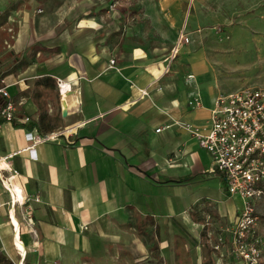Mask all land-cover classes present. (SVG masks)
<instances>
[{"label": "crops", "instance_id": "crops-1", "mask_svg": "<svg viewBox=\"0 0 264 264\" xmlns=\"http://www.w3.org/2000/svg\"><path fill=\"white\" fill-rule=\"evenodd\" d=\"M94 4L95 0H0V14L7 12L18 21L11 45L17 62L0 73V81L5 80L13 101L14 94L22 98L21 105L15 103L17 116L32 120L27 126H0L3 174L15 198L23 197L14 205L0 180V226L2 208L9 205L6 216L16 229L14 249L18 251L20 240L26 252L19 264H25L30 251L45 264H63L79 255H95L99 248L112 253L129 247L127 237L143 224L160 230L154 218L159 215L157 197L169 216L181 206L187 187L207 184L206 176L218 178L227 190L226 178L211 172L210 153L190 132L171 123L176 119L209 127L218 96L204 95L211 99L206 103L200 92L185 86L181 97H168L170 51L156 64L153 56L159 49L127 36L121 9L95 17ZM59 79L69 83L71 91L62 95ZM51 89L67 131L31 153L27 130L36 128L43 136L57 132L48 113L41 115L39 109L41 92ZM142 89L149 95L141 98ZM197 93L203 105L194 109L189 101ZM170 149L177 150L175 157H170ZM219 196H214L216 209L231 225L243 200L228 190ZM26 207L32 213L24 224L18 209ZM1 233L8 240L5 230L0 240ZM134 235L129 250L145 254L141 235ZM0 254L3 262H14L2 248Z\"/></svg>", "mask_w": 264, "mask_h": 264}, {"label": "rangeland", "instance_id": "rangeland-1", "mask_svg": "<svg viewBox=\"0 0 264 264\" xmlns=\"http://www.w3.org/2000/svg\"><path fill=\"white\" fill-rule=\"evenodd\" d=\"M119 9L125 14L127 36L148 48L159 49L153 56L157 59L156 64L169 51L171 53L182 32L190 39L170 63L167 76L172 89H169L168 97H181L185 86L197 90L203 98L204 95L217 97L244 87H264V0H95L92 15L113 14ZM9 15L7 12L0 14V73L17 62L11 53V45L18 21ZM167 60L170 62V57ZM13 98L18 106L21 105L19 93ZM40 99L43 102L39 108L41 115L48 113L54 130L66 132L55 90L41 92ZM204 100L211 102L207 97ZM171 123L183 130H187L189 124L196 125L176 119H171ZM169 152L170 157L177 154L176 149ZM204 181L208 185L187 187V195L184 194L186 197L173 215L166 216L163 205L158 202L159 197L156 198L159 215L154 218L160 224V230L143 224L140 231L133 230L127 237L129 247L112 249V253L99 248L95 255H79L63 264H242L232 253L227 230L229 220L216 209L218 200L214 196L227 190L213 176H206ZM8 207L2 208L4 222L1 223L8 240L1 233L0 249L7 260L12 258L19 264L23 257L14 249L16 229L14 224L11 228L6 216ZM30 212L32 210L27 207L18 209L23 223L30 218ZM134 233L141 235L147 246L143 255L129 250ZM258 234L262 250L260 264H264V215L258 224ZM218 244L219 249L216 248ZM34 263L45 264L42 257L30 251L25 264ZM0 264L8 263L5 260Z\"/></svg>", "mask_w": 264, "mask_h": 264}, {"label": "built area", "instance_id": "built-area-1", "mask_svg": "<svg viewBox=\"0 0 264 264\" xmlns=\"http://www.w3.org/2000/svg\"><path fill=\"white\" fill-rule=\"evenodd\" d=\"M189 41L186 33L182 32L170 53V61L177 56L180 47ZM115 62V59L111 60V67H114ZM189 78L192 79L193 75H189ZM58 84L63 95V81L59 79ZM68 89L71 90L70 84ZM148 95V89L141 90V98ZM189 105L194 109L202 107L199 93L193 96ZM16 111L8 86L5 80H1L0 126L3 123H17L19 126L32 123L29 116L19 117ZM161 130L162 128L157 129L158 132ZM187 131L210 153L211 172L222 174L226 178L228 192L243 200L237 219L227 228L233 255L242 264H260L262 250L258 224L264 215V87H244L219 95L211 109L209 127L189 124ZM26 134L31 142L28 150L34 153L38 144L58 137L61 132L43 136L33 128L27 130ZM2 159L0 158V180L4 182L5 159ZM216 248L219 249L220 244Z\"/></svg>", "mask_w": 264, "mask_h": 264}, {"label": "bare ground", "instance_id": "bare-ground-1", "mask_svg": "<svg viewBox=\"0 0 264 264\" xmlns=\"http://www.w3.org/2000/svg\"><path fill=\"white\" fill-rule=\"evenodd\" d=\"M68 85H69V83L67 84L66 82H63V86H64V88H63V92H64V94H66L68 91H71L70 89H68ZM162 88H160V90H161ZM68 90V91H67ZM67 107V105H66V103H65V108ZM3 180H4V182H2V185L4 186V188H6V190L9 192V195L12 197V199H13V202H14V205L18 202V201H21V200H23V197H17V199L15 198V196L13 195V191H12V187H13V185H12V183L10 182V180H8L7 178H5V177H3ZM14 208V207H13ZM15 209V208H14ZM12 219H15V218H13L12 217ZM17 232L18 233H20L19 232V227L17 226ZM17 250H18V252H19V254L21 255V257L23 256H25L26 257V252H25V250L22 248V246H21V242H20V240L19 241H17Z\"/></svg>", "mask_w": 264, "mask_h": 264}, {"label": "trees", "instance_id": "trees-1", "mask_svg": "<svg viewBox=\"0 0 264 264\" xmlns=\"http://www.w3.org/2000/svg\"><path fill=\"white\" fill-rule=\"evenodd\" d=\"M18 125V124H17ZM33 126H37V123L36 122H34L33 124H32ZM19 126V125H18ZM43 130V128H40V131H42ZM46 130V129H45ZM173 181H177V180H173ZM3 258L5 259V257L2 255V254H0V263H1V261L3 260ZM8 264H15L12 260H8Z\"/></svg>", "mask_w": 264, "mask_h": 264}, {"label": "water", "instance_id": "water-1", "mask_svg": "<svg viewBox=\"0 0 264 264\" xmlns=\"http://www.w3.org/2000/svg\"><path fill=\"white\" fill-rule=\"evenodd\" d=\"M63 115H64V116H66V115H67V112H65L64 110H63Z\"/></svg>", "mask_w": 264, "mask_h": 264}]
</instances>
